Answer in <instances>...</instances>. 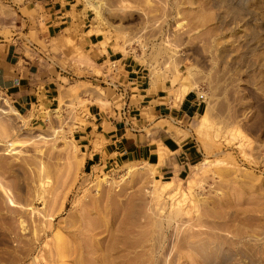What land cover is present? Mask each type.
<instances>
[{"label": "rangeland", "instance_id": "rangeland-1", "mask_svg": "<svg viewBox=\"0 0 264 264\" xmlns=\"http://www.w3.org/2000/svg\"><path fill=\"white\" fill-rule=\"evenodd\" d=\"M72 3L80 35L48 42L54 103L22 113L0 90V264H264V0ZM131 70L167 104L194 84L206 112L137 115ZM93 110L185 130L196 165L172 178L86 166L73 136Z\"/></svg>", "mask_w": 264, "mask_h": 264}, {"label": "crops", "instance_id": "crops-1", "mask_svg": "<svg viewBox=\"0 0 264 264\" xmlns=\"http://www.w3.org/2000/svg\"><path fill=\"white\" fill-rule=\"evenodd\" d=\"M72 4V0H21L0 6V90L19 112L32 110L33 106L49 108L56 99L60 57L48 42L80 35V23L72 17ZM55 51H60L59 45ZM129 72H136L130 83L139 91L137 115L141 116L144 108L150 117L184 120L204 111L205 101L196 91H188L176 105L167 104L160 95L162 87L150 78L145 80L146 76L137 70ZM168 99L176 103L172 97ZM87 121L73 137L83 149L88 167L139 162L153 166L157 177L172 178L196 165L200 155L183 129L177 136L162 138L158 129L146 132L141 124L134 128L99 110L89 111Z\"/></svg>", "mask_w": 264, "mask_h": 264}, {"label": "bare ground", "instance_id": "bare-ground-1", "mask_svg": "<svg viewBox=\"0 0 264 264\" xmlns=\"http://www.w3.org/2000/svg\"><path fill=\"white\" fill-rule=\"evenodd\" d=\"M191 82V81H190ZM189 82V83H190ZM191 85L192 84H189L188 86H184L183 88H181L180 90H175V92H173L174 94H172V92H171V96H172V98H173V100L174 101H176V99H179V98H181L182 96H184L189 90H190V88H193V85H192V87H191ZM170 96V97H171ZM177 101H179V100H177ZM8 112V111H7ZM153 167V166H152ZM127 170L128 171H130V170H132V173H137V174H145V172L143 171V170H140L139 169V171L137 170H134V172H133V169H132V167H127ZM144 176V175H143ZM171 195V194H170Z\"/></svg>", "mask_w": 264, "mask_h": 264}]
</instances>
